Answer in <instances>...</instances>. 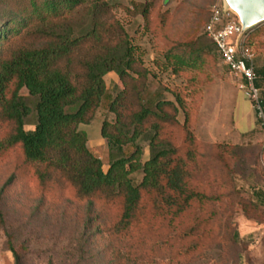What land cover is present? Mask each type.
Masks as SVG:
<instances>
[{"label": "rangeland", "instance_id": "rangeland-1", "mask_svg": "<svg viewBox=\"0 0 264 264\" xmlns=\"http://www.w3.org/2000/svg\"><path fill=\"white\" fill-rule=\"evenodd\" d=\"M107 1L147 69L143 104L153 108L158 100L174 102L179 125L188 113V129L200 156L199 169L192 165L190 184L223 197L194 204L174 221L147 208L130 235L121 238L114 233L120 215L116 203L95 202L88 212L87 203L76 199L66 184L43 191L14 147L0 157V190L11 175L15 177L0 194V264H140L151 259L157 264H264L263 120L204 33L213 6L224 0ZM250 30L248 45L255 69H261L264 22ZM105 82L93 120L80 124L79 130L107 170L110 157L101 124L115 121L109 106L122 83L114 72L106 74ZM259 84L264 97V77ZM20 93L32 108L25 119L29 131L35 123V99L26 89ZM9 128L0 125V138ZM175 139L183 143L180 130ZM140 144L144 162L150 152L146 142ZM134 149L132 143L124 145L122 157ZM215 152H223L227 168ZM142 176L133 173V183ZM243 201L257 208L249 206L245 212Z\"/></svg>", "mask_w": 264, "mask_h": 264}, {"label": "trees", "instance_id": "trees-1", "mask_svg": "<svg viewBox=\"0 0 264 264\" xmlns=\"http://www.w3.org/2000/svg\"><path fill=\"white\" fill-rule=\"evenodd\" d=\"M251 33L245 35L247 44ZM134 49L107 0H0V125L10 127L0 138V157L18 147L43 191L66 184L76 199L87 203L88 212L95 202L116 203L120 215L114 233L121 238L130 235L147 208L174 221L194 204L223 197L190 184L192 165L199 169L200 156L188 113L179 125L174 102L158 100L153 108L143 104L148 72ZM255 71L260 88L264 68ZM109 72L118 76L122 88L109 106L115 121L101 124L110 157L104 170L79 125L93 120ZM22 89L35 99V123L29 131L25 119L32 108ZM177 130L184 135L181 145ZM140 142L150 152L144 162ZM128 143L135 149L122 157ZM222 153L215 152V158L225 169ZM135 172L143 174L138 184L131 178ZM14 179L8 178L0 194ZM240 205L245 212L249 206L257 208L248 201ZM139 263L157 264L153 259Z\"/></svg>", "mask_w": 264, "mask_h": 264}, {"label": "built area", "instance_id": "built-area-1", "mask_svg": "<svg viewBox=\"0 0 264 264\" xmlns=\"http://www.w3.org/2000/svg\"><path fill=\"white\" fill-rule=\"evenodd\" d=\"M240 32L241 25L233 12L225 9L223 4L213 6L204 26V33L230 74L240 80V89L254 103L255 110L264 124V97L256 85L254 52L245 42L246 34L240 37Z\"/></svg>", "mask_w": 264, "mask_h": 264}, {"label": "water", "instance_id": "water-1", "mask_svg": "<svg viewBox=\"0 0 264 264\" xmlns=\"http://www.w3.org/2000/svg\"><path fill=\"white\" fill-rule=\"evenodd\" d=\"M223 5L237 16L241 25L240 37L264 22V0H224Z\"/></svg>", "mask_w": 264, "mask_h": 264}]
</instances>
